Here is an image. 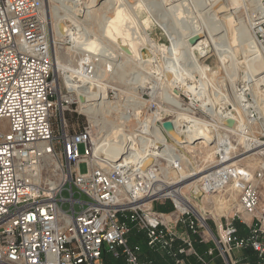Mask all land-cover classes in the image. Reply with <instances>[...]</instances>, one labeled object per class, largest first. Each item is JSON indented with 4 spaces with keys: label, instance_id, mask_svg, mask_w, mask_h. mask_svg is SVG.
Listing matches in <instances>:
<instances>
[{
    "label": "built area",
    "instance_id": "built-area-1",
    "mask_svg": "<svg viewBox=\"0 0 264 264\" xmlns=\"http://www.w3.org/2000/svg\"><path fill=\"white\" fill-rule=\"evenodd\" d=\"M44 9V0H0V264H104L103 254L123 258L126 264H153L142 261L140 248L129 242L133 231L142 234L147 250L173 264H214L215 258L222 264H264L261 131L248 139V149H255L260 159L253 174L232 162L214 167L232 154L217 144L214 169L192 180L190 191L204 197L230 187L238 195L241 214L251 218L247 222L235 214L246 235L239 233L232 217L219 223L213 236L189 200L150 195L157 164L141 169L140 163L124 157L116 163L95 158L93 145L100 137L94 127L74 124L84 116V103L65 79L61 88L54 77ZM263 28L261 22L252 33L264 50ZM256 109H247L251 120ZM65 112L76 116L74 123L66 121ZM157 122L163 132L164 121ZM220 125L219 132L228 136V128ZM137 129L135 142L130 141L134 149L146 136L143 128ZM129 143L124 147L128 152L133 149ZM157 158L170 164L167 170L178 171L182 164L176 156ZM81 164L85 172H80ZM212 171L215 174L209 175ZM160 198L172 202L173 212L154 211L152 204ZM193 238L198 244L211 241L212 246L200 255ZM242 253H250L251 259Z\"/></svg>",
    "mask_w": 264,
    "mask_h": 264
},
{
    "label": "rangeland",
    "instance_id": "rangeland-1",
    "mask_svg": "<svg viewBox=\"0 0 264 264\" xmlns=\"http://www.w3.org/2000/svg\"><path fill=\"white\" fill-rule=\"evenodd\" d=\"M104 1L105 0H100L98 4H96V6L93 8L94 11L91 13V18L85 19L84 14H78L76 18L81 21L85 19L84 25L88 31V34L85 35V38H87L85 42L92 41L98 44L102 42V47H105L108 52L114 53L118 57L115 58L111 55V58L114 60L112 61L104 58L102 55L95 56L96 58H103L112 65H110L111 67H108V65H105L101 62H91L90 59L92 60L91 57L94 56L82 51L81 49L75 50L76 54L70 53L68 51L69 44L65 42L63 43V41H57L56 47L60 68L54 72V77L58 79L62 88L64 79L67 81V77L71 74L70 71L73 70L78 72L79 75L80 71L77 67V64L80 61L84 63H92L94 66L96 65L93 76L91 77L93 80L91 83L93 84L91 88L93 91L98 92V84L104 87V90L107 92V100L110 102L111 108L114 111L109 110V108H102L95 115L93 122L89 121L86 116H79V119L76 121V123H74L76 116L71 112H65L64 116L66 121H70L71 124L74 123L78 126H81L82 124L85 125V123H90V125L94 127L96 136L101 138L107 135L111 129V126L122 123L120 122L122 121L121 119H123L121 116H132L129 119V122L125 123L124 125L127 133L129 135H133L134 131L139 127L138 123L140 124V122H144L145 120L151 118L150 114L152 111L156 110V114L158 115L157 117L162 121L174 119L176 114L180 112L181 114L192 116L195 119L197 117V119H199V121L204 124V128L209 132V135L215 136V139H217V135H219V137L223 136L215 127V125H217V118L214 114H212V112L214 110H223L224 107L231 109L233 104L236 105V108H238L236 100H234V97H232V92L234 90L233 86H236L237 88H239V86L241 87L244 85L243 83L248 75H250L252 72H259V69L261 68L260 64L263 60V56L261 52H259V49L256 47L257 53L256 55H252L254 54L253 52L246 50L243 47L244 40L242 39H245V36L243 37V34L240 31L238 32L235 30L236 32L233 36L235 39L233 38L230 44L227 43V40L226 42L221 43L223 44L222 46L224 48L218 47V49L215 50L213 46H211L206 48L203 53L194 51L192 54L190 52L187 54V49L184 48L183 41L186 39L185 37L187 34L194 31L192 30V27L195 26V29L200 28L202 30L201 32L205 31V34L213 30V11L210 9V5H212L215 0H179L178 2L172 4L178 5L175 8L176 10L173 11H169V8L172 5H167V3L164 2L165 0H118L126 3V14L129 10L128 13H131V16L134 15L132 17L134 21H137L135 23L141 22L140 24L142 25L141 29L138 28L137 30V28L131 27L132 23L130 21L125 23V28H129V30H131L129 31V33L131 32L130 36L133 34L132 37H130V39L133 40L132 43L135 44L136 48L139 47L140 50L142 49V53L144 54L141 62H137L135 58L129 55L130 52L126 50L125 46L121 45V43H115L111 41L110 37L105 36L104 31L109 27L107 23L114 17L113 9L111 8H115L117 5L123 6V3L120 2V4H117L116 0L112 1L111 5H107L106 3L103 4ZM243 1L244 6L243 4L238 3L239 1L237 0V4H234V8L230 10L224 7V4L219 5V12L216 17L218 16V18H220L224 16H231L233 22H236L235 24L233 23L234 29L240 27L239 25H242V27L245 25V27H247L249 19L252 20L253 16L257 13L258 9L254 10L257 6L262 5L263 8L259 9L258 11H264V0H261L262 2L259 0L258 2L257 0ZM64 2L71 6L74 0ZM135 7H138L139 10ZM62 8L64 7L60 6V4L57 3V0L52 2V11L50 8H48V12H50L52 19L63 15L61 11ZM121 9H124V7ZM129 23H131V25ZM204 24L206 25L204 26ZM65 26L68 28L67 30L72 31L74 29V26L71 25V22L68 20H65ZM202 27L204 29H202ZM112 28L114 27L112 26ZM236 33H239L238 36ZM211 34L212 38L216 39L222 33L216 34L214 31H211ZM89 36L92 37L89 38ZM144 39H146L147 43H143ZM200 39H204V34L200 37ZM141 44H143V46H138ZM148 44L153 45V47L150 48ZM51 46H54L52 39ZM226 49L229 51L230 49L233 50V53L228 52V50L226 51ZM55 61L56 56H53V62ZM148 61L150 62L151 66L149 68H144L146 65L145 62ZM257 62L260 63L258 64ZM254 63H257L255 64L257 68ZM249 64H253V66L251 67ZM197 66L204 68L206 71H200ZM203 72L205 73L203 74ZM231 75L235 76L233 81L230 79ZM248 92L249 91H246V93ZM172 99L177 101L175 104H173V106L170 105V101ZM258 99L259 96L254 95L253 93V95H251V100H253V102L248 99L249 103L246 104L251 106L256 105V100ZM260 102H262V100H260ZM70 110L72 111L74 109L72 108ZM134 114H137V116H133ZM242 119L244 120L243 117ZM253 119L255 122H258V115L254 114ZM155 124L159 127L158 122ZM255 131H260L257 125H252V129L238 131L235 134L229 133L227 136L228 140L225 139V141H229L233 145L234 149L232 150L231 154L233 157H229L231 160L227 163H235L239 159L245 157V155H242L244 152L245 142L251 138L250 134L254 133ZM163 135L165 134L163 133ZM181 138L184 140L183 137ZM236 139H238V143H235ZM167 141L170 143L169 139H167ZM197 142H201V140H197L196 143ZM170 144H172V142ZM213 145L214 142L211 141L207 145L198 144L196 148L191 151L186 149L179 150V154L183 159L181 160V166L178 168L184 170L186 175L189 176L188 178L192 177V179L210 172L216 160L214 158ZM133 152L136 153L138 150L136 149ZM157 162L161 167L168 169L165 161L162 159H157ZM259 163L260 159L256 155L243 159L241 162L237 163L236 166L248 170L251 174H253ZM206 169L208 171H205ZM79 170L80 172H85V165L81 164L79 166ZM168 171H172L169 174V178L173 179L171 182H176L179 180L180 174L177 170L174 169ZM197 171H201V173L196 176L193 175ZM166 182L170 181L166 180ZM182 193L183 198L189 200L190 203L202 215L205 220L204 223L208 229H210L213 236L217 235L216 227L219 225V223H224L225 219L227 221H233L235 219L234 223L246 231L245 226L239 224V221L235 218L236 212L244 220L245 215H242L239 209L238 195L233 193V190H230V187H228V189L222 193L214 194L209 197L195 195L190 191V189L184 190ZM259 199L260 206L264 208L263 191L260 192ZM167 203H169L172 207L170 212L159 213L168 214L174 210L172 202L168 199L160 198L152 204V207L154 209L156 204H166L169 206ZM63 209L65 210L66 208L64 207ZM232 217H234V219ZM250 220L251 218L248 217V220L245 221L248 222ZM203 231L204 227L199 228L200 233ZM204 236L206 239L208 237L212 239L211 235L207 236L204 233ZM129 242L133 246L140 248V255H143L142 258L149 255V253H147L145 240L142 234L133 231L129 235ZM209 243H211V241H209ZM153 254L156 257H160L158 253ZM233 256L236 257L237 255L233 254ZM146 261H151L153 264H155L153 260ZM105 264L126 263L123 258L114 259L111 255L107 254L105 258Z\"/></svg>",
    "mask_w": 264,
    "mask_h": 264
},
{
    "label": "bare ground",
    "instance_id": "bare-ground-1",
    "mask_svg": "<svg viewBox=\"0 0 264 264\" xmlns=\"http://www.w3.org/2000/svg\"><path fill=\"white\" fill-rule=\"evenodd\" d=\"M53 1L54 0H44V8H45L44 10H45L47 22L49 25L50 38L54 42V46H52V55L56 56V61L53 63V71L56 72L60 68V66H59L60 62H58L57 47H56L57 41H63V43L65 42V43L69 44L68 51L70 53H75V50L81 49L82 51H85V52L91 54L92 56H94V57H91L92 58V60L90 59L91 62H98V63L101 62L105 65H108V67H111L112 65L110 63H108L107 61H105L103 58L102 59L96 58L95 56L102 55L104 58L114 61L111 58V55H112V57L116 58V57H118L116 54L110 53L105 49V47H102L101 46V45H103L102 42H100V44L92 42V41L85 42L87 39V38H85V35L88 34V31L84 25L85 19L91 18V13L94 11L93 8L96 6V4H98V2L100 0H84L85 2L81 1V0H74V2L72 3L71 6L67 5V3L64 2V1H71V0H57V3L60 4V6H63L64 8H62L63 10L61 9L63 15H60L55 19H52L50 12H48V8L51 9V4ZM112 1H116V0H105L103 2V4L106 3L107 5H111ZM123 1L117 0V4H120V2L123 3ZM178 1L179 0H167V1L165 0L164 2H166L167 5H172L173 3L178 2ZM238 1H239L238 3H241L244 6L243 0H238ZM259 1H261V0H259ZM257 2H258V0H257ZM222 4H224V7H226L228 10H230V9L234 8V4L235 5L237 4V0H215V2L212 5H210V9L213 11L212 20L214 22V24H212V25H214V27L212 28L213 30H211V29L210 30L214 31L216 34L217 33H222V34L219 37H217L216 39H214V38H212L211 31L208 32L207 34H205V31L201 32L202 30L200 28L195 29L194 28L195 26H194V27H192L193 28L192 30H194V31L187 34V36L185 37L186 39H184V41H183V46L185 49H187L186 50L187 54H188V52H190L192 54V52H194V51H198L199 53H203L206 48L211 47V46H213V48L216 50V49H218V47H223L222 46L223 44H221V43L226 42V40H227V43L230 44L231 40L234 38L233 36L236 32L235 30H237L238 32L240 31L243 34L242 35L243 37L245 36V39H242V38L241 39L244 40V42H243L244 46L243 47L246 50H250L251 52L254 53L252 55H256L257 48L259 49V52H261V54L263 56V60L260 64L261 68L260 69L258 68L259 72H256V73L252 72L250 75H248L245 78V81L243 83L244 85H242L241 87L239 86V88H237L236 86H233L234 90L232 92V97H234V100H236L239 109L236 108L235 107L236 105L233 104L231 109H229L228 107H226V108L224 107V109L220 110V111L214 110L212 112V114H214L217 118V125H215V127L218 130L223 129V126L222 125L219 126V123L224 124L226 119H232L234 122L233 126L231 128L225 129L228 133L235 134L238 131L252 129V125H257L259 127L260 131L264 134V89L262 88V83L264 82V74H263L264 73V50L261 47H259L260 45L255 41L253 33H252V29L254 27H256L257 24L264 22V11L263 12L258 11L259 9H261L263 7H262V5L257 6V7L255 6L256 9H254V10L258 9L257 13L255 12L256 15L253 16L252 20L249 19V23H248L247 27H245V25H244V27H242V25H239L240 27H238L237 29H234V25H233L234 22H233L231 16L230 17L224 16V17H220V18H218V16L216 17V15L219 12L218 7H219V5H222ZM122 5L123 6L117 5V7L111 8V9H113L114 17L107 23L109 27L107 29H105V31H104L105 36L110 37L111 41H113L115 43H121V45L125 46L126 50L128 52H130L129 55H131L133 58H135L137 60V62H141V60L144 57V54L142 53V49L140 50L139 47L136 48L135 44L132 43L133 40L130 39V37H132L133 34L130 36L131 32L129 33V31H131V30H129V28H127V29L125 28V23L127 21L128 22L130 21L132 23L131 27L132 28L135 27V28H137V30H138V28L141 29L142 25L140 24L141 22L135 23L137 21H134V19L132 17L134 15L131 16V13L130 14L128 13L129 10L127 11L128 15L126 14V10H127V9H125L126 3H123ZM177 6L178 5H172L169 8V11L170 10H172V11L176 10L175 8ZM122 7H124V9H121ZM136 9H138V7ZM51 11H52V9H51ZM208 11H210V10H208ZM78 14H84L85 19L83 21L78 20L76 18V16ZM126 17H128L129 19ZM65 20H68L69 22H71V25L74 26V29L72 31L67 30L68 28H66V26H65ZM131 23H129V24L131 25ZM205 25L206 24H204V26ZM212 25H210V26H212ZM112 26L114 28H112ZM201 26H203V25H201ZM203 27H202V29H204ZM134 30H136V29H134ZM263 31H264V28H263ZM203 34H204V39H200L194 45H189L188 39L190 37H192V36L201 37ZM238 34H237V36H238ZM242 36H239V37H242ZM90 37H92V36H89V38ZM239 39H238V41H239ZM144 40H143V43H147L146 39H144ZM138 46H143V44L138 45ZM148 46L150 48L153 47V45H150V44H148ZM225 46H226V43H225ZM227 50L228 49H226V51ZM228 52L233 53V50L230 49V51L228 50ZM58 54H59V52H58ZM226 58H228V57H226ZM142 63H144V62H142ZM145 63H146V65H145V67L143 66L144 68H149L151 66L149 61L145 62ZM257 63H254V65ZM249 65L251 67L253 66V64H249ZM89 66H91L92 70H94V68H96L95 67L96 65L94 66L92 63H84V62L80 61L77 64V67L80 71L79 75H78V72H75L72 70V71H70L71 72L70 76L67 77V81H65V82L67 85L70 84L73 87V92L77 96L84 97V99H85L84 109H82L81 112L84 114V116L87 117V119L89 121L93 122L95 119V115L100 111V109H102V108L103 109L109 108V110H113V109L111 108L110 102L107 100L108 99L107 94H106L107 92H106V90H104L105 89L104 87H102L98 84L97 85V87L99 88L98 92L93 91V89L91 88V86L93 85V84H91L93 81L91 77L93 76L94 72L93 73L90 72L91 74L88 73V67ZM191 66H192V64H191ZM199 66H201V65H199ZM199 66H197V68L200 71H206L204 68H201ZM256 68H257V66H256ZM204 73L205 72H203V74ZM234 77H235L234 75H231V77H230L231 81H233L235 79ZM76 79H79V80H76ZM166 80H167V78H166ZM180 82H182V81H180ZM246 91H249V92L246 93ZM253 93H254V95L259 96V99L256 100V105H254L255 107H257L256 111L258 112L257 113L258 122H255L254 120L250 119L249 111L247 110L251 105L246 104V103H248L246 97L250 96V98H251V95H253ZM255 98H257V97H255ZM260 100H262V102H260ZM176 102L177 101L172 99L170 101V105L173 106V104H175ZM156 113H157L156 110L152 111V113L150 114L151 115L150 119L145 120L144 122H140V124L138 123L139 129L143 128L146 132V136L142 137V139L139 138V140H137V141H139L138 149H137L138 152H136V153L133 152L136 149H134L132 147V143L130 142V141L135 142V140L133 139L134 134L129 135L127 133V131L125 130L124 124L129 122V119L132 117L130 115L127 117L121 116V118H123V119H121L122 121H120V122H122V123H119L118 125L111 126V129L109 130L107 135H105L104 137H101L100 139H97V141L94 142L93 151L96 154V156L107 157V158L112 159V160L114 159L115 161L118 159H122L124 157L123 159L131 160L132 163H140L141 169H144L153 163L157 164L159 166L158 175H157V179H156L157 182L154 183L152 185V187L150 188V191H149L150 195H152V197H156V198L157 197H163V196H171V197H173V199L178 200L179 202L185 203L186 200H185V198H183L182 192L184 190L190 189V187L192 185V180H193L192 177L188 178L189 176L186 175L185 171L182 170L181 168H179L178 169V172L180 174L179 180H177L176 182H171L173 179L169 178L170 177L169 174L172 171L169 172L166 168H162L157 162V159H158L157 157H161L162 155H169L172 158V157L176 156L179 159V161H181L183 158L179 154V150L186 149L188 151H191V150L195 149L198 144H206L207 145L211 141L214 142L213 146H216L217 144L223 145L225 151L233 150L234 147L229 141L228 142L225 141V139L228 140L226 135H223L221 137H219V135H217V139H215V136L209 135V132L207 130H205V128H204L205 127L204 124H202L199 121V119H197V117L195 119L192 116H189L186 114H181L180 112L176 114V117L174 119L168 120L173 125V131L170 133V135L165 136L161 132L160 128L155 124L159 120V118L157 117L158 115ZM133 116H137V114H134ZM242 117L244 118V120L242 119ZM136 130H138V129H136ZM181 137H183L184 140H182ZM167 139H169L170 143L172 142V144L168 143ZM197 140H201V142L196 143ZM127 143H129V146H131L133 148L129 152H128V149H124V147L126 146ZM235 143H238V139L235 140ZM142 144H144L146 148H142ZM245 147H246V150L242 154V155H245V157L239 159L235 163H239L245 158H249V157L258 155L257 151L255 149L254 150L248 149V140L245 142ZM123 151H126L125 156L122 155L123 153H125ZM148 156H149V159L145 160V157H148ZM230 160H231V158L228 157L225 160L226 162H223L222 164L216 163V165L214 167H220L221 165L229 162ZM235 163H233V164H235ZM167 165L170 166L168 163H167ZM212 169H213V167H212ZM199 173H201V171L200 172L197 171L193 175L196 176V175H199ZM214 174H215V171H212L211 174H209V175H214ZM164 175H165V177H164ZM166 180H168L170 182L164 183V181H166ZM234 197H235V195H234ZM244 218H245V220H248V217L245 216Z\"/></svg>",
    "mask_w": 264,
    "mask_h": 264
},
{
    "label": "water",
    "instance_id": "water-1",
    "mask_svg": "<svg viewBox=\"0 0 264 264\" xmlns=\"http://www.w3.org/2000/svg\"><path fill=\"white\" fill-rule=\"evenodd\" d=\"M200 40V37L199 36H192L188 39V43L189 45H194L196 44L198 41ZM79 101L81 103H84L85 99L84 97H79ZM234 122L232 119H226V121L224 122V125L227 127V128H231L233 126ZM161 129L162 131L164 132V134L166 136L170 135V133L173 131V125L170 121H164L161 123ZM96 159H99V160H105V161H109L107 160L106 158H103V157H99V156H95ZM120 159L116 160V161H113L114 163L118 162ZM111 162V161H110Z\"/></svg>",
    "mask_w": 264,
    "mask_h": 264
},
{
    "label": "trees",
    "instance_id": "trees-1",
    "mask_svg": "<svg viewBox=\"0 0 264 264\" xmlns=\"http://www.w3.org/2000/svg\"><path fill=\"white\" fill-rule=\"evenodd\" d=\"M169 206H167L166 204H163V205H159V204H156L155 206H154V211H156V212H170V210L172 209V207H171V205L169 204V203H167ZM164 210V211H163ZM194 247H195V249H196V251H197V246L194 244ZM147 253H149V255H147V256H144L143 258H142V256H141V258H142V260L143 261H146V260H153L154 261V263L155 264H173V262H171L170 260H168V259H166V258H164V257H162L160 254H159V256L160 257H156V256H154V252H151L150 253V251L149 250H147ZM106 255L107 254H103V262H104V264H105V258H106Z\"/></svg>",
    "mask_w": 264,
    "mask_h": 264
},
{
    "label": "crops",
    "instance_id": "crops-1",
    "mask_svg": "<svg viewBox=\"0 0 264 264\" xmlns=\"http://www.w3.org/2000/svg\"><path fill=\"white\" fill-rule=\"evenodd\" d=\"M237 228H238L239 233H240L241 235H246V231L243 230L240 226H237ZM194 241H195V245L197 246V252H198L200 255H203L204 252L206 251V249H208L209 247L212 246L211 243H209V244H208V243L198 244L195 238H194ZM242 254H243V253H242ZM244 255H246L248 258L251 259V257H250L251 254H250V253H244ZM190 261L192 262V259H190ZM213 261H214L215 264H219V263H221V261H219L218 258H215ZM194 264H195V261H194ZM221 264H222V263H221Z\"/></svg>",
    "mask_w": 264,
    "mask_h": 264
}]
</instances>
